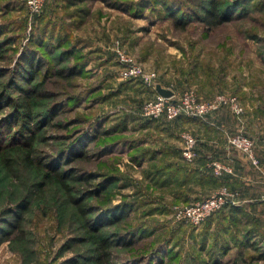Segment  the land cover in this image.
I'll list each match as a JSON object with an SVG mask.
<instances>
[{"label":"rangeland","instance_id":"obj_1","mask_svg":"<svg viewBox=\"0 0 264 264\" xmlns=\"http://www.w3.org/2000/svg\"><path fill=\"white\" fill-rule=\"evenodd\" d=\"M121 1L125 10L93 0V14L83 23L73 20L68 36L63 33L61 47L69 49L65 58L59 55L65 50L57 48L54 39L44 46L37 17L30 20L24 5L3 19L14 24L0 34V94L6 91L0 100V231L7 229L22 203L27 209L18 230L0 243V264H214V258L215 264H264L261 240L242 248L225 240V230L231 227L228 219L218 222L215 216L214 226H208L210 216L198 226L177 221L175 208L187 204L169 194L174 188L166 191L159 188V181L154 184L152 161L159 157L140 155L142 142L150 147L155 140H170L163 129L184 118L143 116L142 106L159 96L158 86L171 90L172 99L187 93L200 101L218 94L237 97L243 107L240 116L221 107L201 121L227 110V144L230 135H247L241 124L246 107L264 103V0H244L232 20L215 27L192 18L196 12L202 14L201 5L208 0ZM6 2L0 0V7ZM1 13L0 8V18ZM63 15L56 13L57 19L50 15L49 28L60 30L69 23L61 19ZM175 17L188 21L185 27L176 26ZM119 51L155 72V79L149 84L143 78H123ZM30 56L39 68L31 77L23 62ZM74 65L78 73L68 76ZM59 69L63 76L55 74ZM184 133L196 139L195 160L197 134L177 129L171 140L181 146V158L192 163L182 156ZM160 145L164 152L166 144ZM208 155L213 175V163L230 167L232 172L222 176L234 174L227 159L216 158L213 150ZM51 164L71 169L78 177L96 175L87 179L89 184L87 177L69 179V184L73 197L86 193L89 207L102 215L89 224H102L99 235H115L107 262H96L99 252L75 205L49 172ZM102 181L107 188L100 190L96 186ZM223 187L230 191L229 179L206 196L193 192L191 201ZM123 206L127 210L123 218L120 213L114 219L107 216ZM218 250L223 252L217 256Z\"/></svg>","mask_w":264,"mask_h":264},{"label":"crops","instance_id":"obj_2","mask_svg":"<svg viewBox=\"0 0 264 264\" xmlns=\"http://www.w3.org/2000/svg\"><path fill=\"white\" fill-rule=\"evenodd\" d=\"M94 3L93 0H47L45 10L47 14L51 13L54 19H57L55 18L57 17L56 13L60 14L63 12L65 15L61 19L66 21L76 20L78 23H83L84 20L93 14L94 7L92 6ZM53 9H55L54 12ZM57 30L58 28H56V32ZM224 111L227 110L222 109L211 118L195 122V124L180 120L175 123L176 125L169 126V129H163L167 133V137L170 136L171 139H173L171 135L174 132L176 133L177 129L192 130L197 134L199 153L197 151V157L192 163L185 162L181 158V146L171 139L165 142L155 140V142L149 144L150 147L147 145L148 142L144 140L145 142H142L141 145L146 149L158 147V149L148 150V153H155V156L159 157L152 161L153 163H159L163 160L171 166L181 165L186 166L188 169L191 168L190 170L197 171L199 175L211 174L209 161L212 156L208 157V152L213 150L216 153V158L220 160L227 159L228 165L231 166L234 173L229 176V190L234 194V198L229 204L227 211H225L226 215L228 213L231 222V237L229 241L232 239L235 245H237L238 241L244 245H249L253 240H261L264 244V103L261 106H247L241 123L247 127L246 136L255 142L254 157L257 164H254L245 153L235 150L227 144L228 128L225 123L226 115ZM228 116L231 119L235 118L232 114H228ZM237 122L235 121V123ZM238 127L236 124L234 130H237ZM161 143L166 144L167 148L164 152L160 151L162 148ZM160 157H163V159H160ZM201 183L205 184V181ZM183 188L189 191L183 194V199L180 200L182 204H190L201 200L197 198L198 200L191 201L192 195H194L193 192L197 193L198 195L195 194L197 196H200L201 192L204 194L203 196H206L217 189L213 186L209 187L195 183L194 181L184 185ZM214 225L215 221L210 226ZM231 244L233 245L232 242Z\"/></svg>","mask_w":264,"mask_h":264},{"label":"trees","instance_id":"obj_3","mask_svg":"<svg viewBox=\"0 0 264 264\" xmlns=\"http://www.w3.org/2000/svg\"><path fill=\"white\" fill-rule=\"evenodd\" d=\"M103 2L108 6V7H113V8H118L120 7L121 9L125 10L124 8H127L124 5V1L121 0H103ZM244 3V0H238L235 1L234 3H224L221 4L218 0H208V4L205 6L201 5L202 8V14L199 13H195L196 18H194V16L192 17L193 19L198 20L199 22H201L202 24L208 26V27H215L218 26L220 24H223L225 22H229L230 20H232L233 15L235 13V11L240 10L242 5ZM22 5L25 6V0H7V2L5 3V5L1 6L0 8L2 9V13L3 14L0 18V20H2V22H0V34L5 33L7 31H10L12 29V26L14 24L13 20H5L3 21V19H6L9 14L13 11H20V9H22ZM24 8V7H23ZM55 11V9H53V12ZM10 12V13H8ZM51 13H46V10L44 9L43 14H41L40 16L37 17V22H38V26L41 27L40 29V34L41 37L43 38V42H44V46H47L51 43H53L52 39L55 40L56 44H57V48L61 49V50H65L62 51L63 53L59 54V55H64L62 58H65V52L69 51V49H62L61 45H62V41H65V35H63V33H67V31L69 32L68 29H70V25L72 24V22L74 21H70L69 23H65L64 22V27H62V29H58L56 32V28L57 26L54 27V25L51 26V28H49L48 25H50L49 23H51L49 21ZM49 16V17H48ZM6 22V23H5ZM188 21L185 20H179L177 17L174 18V23L176 26L178 27H185L186 23ZM23 25H21V27H24V23H22ZM15 26H18L17 24ZM62 31V32H61ZM62 33V34H61ZM68 36V33H67ZM52 41V42H51ZM50 46V45H49ZM72 52V51H71ZM26 60V61H25ZM36 63L39 66L38 59L36 58ZM23 62L25 63V71L26 73L28 72L29 77L32 76L33 72L39 68H35L34 67V62H35V57L34 56H30L29 59L25 58L23 60ZM75 65L71 67L68 76H73L76 75V71H75ZM24 71V72H25ZM55 74L58 76H63L64 71L63 69H59L55 71ZM137 87L140 85H136ZM6 95V91H2V93L0 94V100H2L3 98H5L4 96ZM183 120V122H201V119H195V118H181ZM10 119L7 118L6 122L9 121ZM28 144L30 146V140L28 139ZM135 146L138 144L137 141L134 142ZM149 149H144L141 150L142 152H140L141 156L144 155H148L146 152H148ZM150 156H155V153H149ZM154 164V168L153 170H151V174L154 181L158 182L159 181V188L160 189H164L166 191L171 190L172 188L175 189L174 192L169 193L171 194L175 200H177L176 202H179L181 199H183V194L185 193V189L183 188L184 185L190 183V182H195V183H199L202 185H206V186H213L215 188H219L220 186H222L224 183L227 182V180L229 179V176L223 175V176H215L212 173L211 174H201L199 175L197 171L195 170H190L188 169L186 166H181V165H177V166H171L169 165L167 162L161 160L159 163H152ZM60 168V167H59ZM49 169L52 174H53V179L59 183L61 185V187L64 189L65 193L69 196V198L71 199L72 203L75 205L77 212L80 214L81 218L83 219V228L85 230V232L90 236L91 241L93 242V244H95L96 246V251L99 252L98 256L96 257V262H107L109 259V253H108V249L111 247V239L113 238L115 235H112V237L107 238L103 235H99L101 229H102V224L98 223L95 226H91L89 224V222L96 220L97 218H101L102 215L101 214H95L94 210H92V207H89L87 201H86V193H80V196L82 197H73L72 190L73 187L70 186L69 184V179H71V181H78V180H82L83 178H86V184L88 182V178L92 177L95 178L96 175H84L78 177L75 173H73V171L71 169L68 170H62V169H58V167L54 164H51V166H49ZM59 170V171H58ZM150 174V175H151ZM205 184L201 183L204 182ZM109 182H111L109 180ZM98 189L102 190L104 188H107V185L105 182H100L97 184L96 186ZM184 189V191H183ZM228 206L223 207L220 211L217 212L216 215H211L209 217V219L207 220H214L215 216H219L218 217V222L220 221H225V220H229L230 222V217L227 213V215L225 214V211H227ZM125 206H123L122 208L119 207H114V211H112V214L107 215L112 216V218L114 219L115 217H117V215H119V213L121 214V218L124 217V215L126 214L127 210L126 208H124ZM27 209V203H22L20 205L19 210H16L15 212H13L12 214V218L13 221L12 222H8L7 225L8 227H6L7 229L1 230L0 231V243L7 237L9 236L10 232L14 231V230H18V228L20 227V223L22 220V214L23 212ZM111 212V211H110ZM88 218V219H87ZM213 220L208 224V226L211 225V223L213 222ZM206 223V222H205ZM204 223V224H205ZM203 224V225H204ZM225 234H226V241L230 239L231 237V231L230 230H225ZM233 236L235 237V234L233 233ZM223 242V245L226 244ZM237 245L239 247L244 246L243 243H241L240 241H238ZM224 251L225 249L222 248ZM223 251H216V255L218 256V254H222ZM263 254V253H261ZM260 254V255H261ZM259 258V257H258ZM262 258V257H260ZM214 264L217 263V259H213ZM244 263L245 260L243 261Z\"/></svg>","mask_w":264,"mask_h":264},{"label":"built area","instance_id":"obj_4","mask_svg":"<svg viewBox=\"0 0 264 264\" xmlns=\"http://www.w3.org/2000/svg\"><path fill=\"white\" fill-rule=\"evenodd\" d=\"M46 2L47 0H25V9L29 14L30 20H32L33 17H38L43 14ZM118 58L124 67L122 73L123 78H143L146 83L149 84L155 79V72L144 70L140 64L134 62L128 55L119 51ZM221 107H228V109L237 116H240L243 112V107L235 96L218 94L209 101H200L193 95L187 93L183 94V96L178 99L165 98L162 96L155 97L143 104L142 113L143 116L148 119L164 118L173 120L178 117L203 119L205 116L215 112ZM182 140L183 158L187 161L194 160L196 156V139L190 134L184 133L182 134ZM228 142L233 148L245 153L254 164H257L254 157L255 142L253 139L244 134L237 133L235 135H230ZM213 171L217 176L232 172L230 167L228 168L220 163H213ZM233 198L234 194L223 187L210 197L176 207L174 210V217L177 221L192 226H198L214 212L230 204Z\"/></svg>","mask_w":264,"mask_h":264},{"label":"water","instance_id":"obj_5","mask_svg":"<svg viewBox=\"0 0 264 264\" xmlns=\"http://www.w3.org/2000/svg\"><path fill=\"white\" fill-rule=\"evenodd\" d=\"M157 93L159 96L165 97V98H171L173 95V92L168 89H164L160 86L157 87Z\"/></svg>","mask_w":264,"mask_h":264}]
</instances>
